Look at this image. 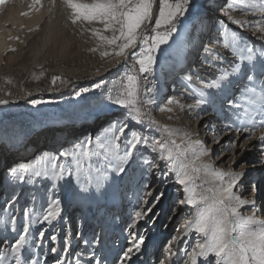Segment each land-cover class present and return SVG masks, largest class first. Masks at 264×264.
<instances>
[{"label":"snow or ice","instance_id":"obj_1","mask_svg":"<svg viewBox=\"0 0 264 264\" xmlns=\"http://www.w3.org/2000/svg\"><path fill=\"white\" fill-rule=\"evenodd\" d=\"M4 3L6 0H0V4ZM39 3L40 0H33L30 7ZM55 3L56 0H50L53 7ZM60 3L67 9V19L72 25L100 26L83 28L98 41L96 47L89 51L96 52L107 46L112 51H101L102 58L113 56L123 58L125 62L129 59L134 62L133 67L126 70L119 81H114L113 89L109 90V102L127 111L124 120L110 121L95 140L88 138L86 142L74 145L72 151H60L59 157H63L64 162H60L57 155L44 152L30 162L8 168L6 179L10 185L19 182L35 186L48 181L50 187L46 190L47 207L41 205L37 210V197L34 193L31 195L32 207L23 210L22 229L18 227L17 216L9 213L18 199L16 193L13 192L11 201L6 202L3 212L9 214L0 217V224L7 226L10 222L17 238L9 249L0 250V264H12V261L14 264H38L37 261L23 259L22 250L30 245L29 233L33 225H52L61 217L64 202L61 196L69 202L103 196L109 187L119 184L138 161L148 166V174L156 170L159 183L153 185L146 178L142 180L138 210L131 216L130 229H135L140 221L155 222L157 214L154 209L166 195L159 189L171 173L174 183L181 186L184 193L178 201L179 206H188L193 210L177 231L183 236L195 233L197 237L191 251H185L187 259L183 264H199L201 260L206 264H264V219L258 215V211L264 209L257 208L255 195L258 184L250 182L253 198L247 199L240 194L245 190L242 181L248 175L246 165L253 163L238 159L248 151L247 144H238L239 136L228 141L225 151L232 155L226 161L227 170H224L210 158L212 145L221 143V137L215 134L214 128L209 129L213 132L209 143L199 138L198 132L193 138L185 129L157 125L161 135L158 139L152 137L150 141L149 137L136 130H127L125 123V120L140 125L146 121L149 125L156 123L148 120L150 106L155 102L151 95L154 89L142 90L140 79L145 73L152 74L153 66L158 62L157 52L163 55L165 49L161 46L168 45L173 35L179 34L178 25L195 7V0H159L158 14L155 15V0H60ZM221 11L227 22H218L223 39L220 46L231 57L229 67L218 70L209 80H198V87L191 83L189 75L181 77L188 82L194 103L185 105L169 98L168 105L174 104L181 111L188 109L197 120L208 115L224 116L226 127L233 128L236 133L247 132L248 141L258 139L264 145V44L257 48L229 27L232 24L239 29H248L256 39L264 41V0H228ZM233 13H239L242 18ZM249 16L258 18L250 20L247 19ZM203 52L221 61L227 58L210 50L207 44L203 45ZM57 80L67 83L61 77L52 78L53 83ZM102 83L93 87L100 88ZM87 91L88 88H82L75 95L79 97ZM3 103L6 101H0V104ZM32 103L35 105L40 101ZM161 110L173 111L171 107ZM231 121L237 122L238 126ZM203 127L208 129L209 125L205 123ZM257 130L261 133L259 136H256ZM122 137L125 144L123 150L119 143ZM176 137L181 138L180 143H177ZM93 145L94 148L91 147ZM139 145L157 153L158 161L164 163L167 171L161 172L156 160L139 157L136 154ZM204 157L209 159L203 160ZM254 163L264 171V147ZM234 166L240 170H235ZM62 184L68 187H60ZM44 235L43 231L39 233L41 238ZM129 235L131 246L123 253L122 261L130 260L133 251L139 252L145 242L143 234L130 232ZM50 238L57 240L56 235ZM177 239L174 238L172 243H176ZM99 242L100 237L97 236L95 243ZM69 244L70 241L65 239L63 252H68ZM51 252L55 254L57 249L52 248ZM166 252L169 259L176 255L171 245ZM55 264H65V257L59 256Z\"/></svg>","mask_w":264,"mask_h":264},{"label":"rangeland","instance_id":"obj_2","mask_svg":"<svg viewBox=\"0 0 264 264\" xmlns=\"http://www.w3.org/2000/svg\"><path fill=\"white\" fill-rule=\"evenodd\" d=\"M207 2V0H195V7L186 18H182L181 24L178 25L179 31L186 33V45L184 49L181 48L184 57L183 62L174 68H169L164 63L167 59H171L170 51L176 36L174 34L168 45L161 46L165 49L164 54L161 55L159 51L157 52L158 62L153 66L152 74L145 73L144 77L146 79L144 77L140 79L142 90L144 88L154 89L151 95L155 102L150 106L148 120L156 123L149 125L146 121L145 124L140 125L131 120H125L128 125L127 130L129 128L130 130H136L141 135L149 137L150 141L152 137L157 139L160 137L161 133L157 125L165 126V124L159 118L158 110L161 109L162 102L165 99L168 101L169 98H172L170 91L174 80L181 79L180 76L185 72L186 75L188 73L189 76L193 75L190 69L195 67V63L199 60L198 54L203 52L201 49H203L204 43H207L208 40L206 41V39L213 36V33L220 32L215 29L218 22L222 20L218 14L221 13V9L227 4L228 0L211 1L209 4L210 10L207 9ZM46 3L47 0H40L39 4L30 7V5H33V0H6V3L0 4V20H3L6 9L13 5L23 7L20 8L22 9L21 15L27 13V15H23L26 19L33 13L38 12L40 7ZM154 8V15L158 14L159 0H155ZM235 14L240 15L239 13ZM94 26L100 27L99 25ZM41 27L42 23L30 26L27 29L29 36L19 37L23 43L21 45L23 53L17 54V48H12L10 50L11 59L0 65V96L13 99L26 94L31 95V98L21 101L18 105L0 104V135L5 134L0 136V217L9 213L17 216L18 227L21 229L23 210L26 207H32L31 195L33 193L37 197L36 209H40L41 205L47 207L46 190L50 187V182L43 181L35 186L19 182L10 185L8 179H6L8 168L23 163L20 162L21 160L30 162L37 155H40L43 150L59 157L60 151H72L74 145L86 142L88 138L95 140L103 132L102 127L108 126L113 119L124 120V114L127 110L109 102V90L113 89V82L119 81L125 71L131 69L134 64L129 59L123 65L116 67L111 65V69L105 75L94 77V74L105 68L107 69L111 61L117 58L113 56L101 57V51H112L107 46L101 47L96 52L89 51L90 48L96 47L98 41L94 37L85 35V31H83V28H87L85 25H77V31L68 37H58L54 49H48L45 54L44 52L40 53L35 64L30 67L31 57L29 53L36 44L34 34L37 31L42 32ZM229 27L237 31L242 37L247 38L257 48L264 44V41L256 39L248 29H239L237 26ZM105 35H111V33H105ZM220 40H223L222 36ZM194 43H196L195 46ZM61 48L62 51L60 52ZM136 51H138V48ZM136 68L138 70V65ZM61 69H64V71ZM168 70L170 71L168 72ZM169 75L171 79L167 80ZM36 77L40 78L36 79ZM53 77H61L67 83L58 86L61 81L57 80L53 83ZM48 78L52 85L56 86L55 88L45 89V82ZM100 82H103L100 88L93 87L94 84ZM184 82L188 84L187 81ZM192 82L194 81L191 80ZM82 88H88L89 91L82 92L77 97L75 93ZM112 94L114 95L115 92L113 91ZM34 100L40 101V103L33 105L32 101ZM185 116H187L186 112L176 113V120L173 123L176 124L177 128L193 130L195 118L192 114L186 118ZM231 122L238 126L237 122ZM208 125L209 128L214 127L212 123H208ZM222 125V129L215 131V134L220 137L228 130L225 118ZM197 126H199V123ZM61 130L68 131L69 135H73L72 131H80L83 134L79 135V142L70 143L68 147H64V142L58 140L56 143L52 141L45 148L47 144L45 145L43 142L46 139L51 141V138H47L48 135L54 136V133L58 134L57 131ZM195 131L197 132V127ZM86 134L87 137L84 138ZM203 140L210 143L211 139L204 137ZM33 141L36 142L37 148L35 149H31L33 146L29 144ZM119 143L123 150L125 147L123 137ZM91 147L94 148V145ZM262 147L258 146L254 150L253 158H250V156H248L249 158L241 157V161L247 160L253 163L246 165L248 175L242 181L246 188L240 194L247 199L253 198L250 194V182L257 183L258 191L255 199L258 210L264 209V172L257 173L260 166L255 164L254 161L257 159V154ZM136 154L141 158L156 160L160 166L159 170L161 172L167 171L164 163L158 161L157 153L149 147L139 145ZM224 154L228 155L224 156ZM222 156H224L223 159L218 161ZM230 156L231 153L224 151V148L215 150L213 145L210 158L216 166L227 170L226 161ZM238 159L240 160V158ZM59 161L64 162V158L59 157ZM234 167L235 170H240L238 166ZM155 171L153 170L152 174H148V166L142 165L138 161L131 166L129 174L119 184L109 187L103 196L89 197L73 202H69L61 196L64 201L61 206V217L54 221L52 225L36 223L32 226L29 233L30 245L22 250V258L37 261L38 264H55L59 256L65 257V264H97V261H99V264H124L127 261L130 264H161L162 261H165L166 264H183V261L187 259L184 254L185 251H191L197 237L195 233L183 236L182 232L177 231L187 215L193 210L188 206L180 208L178 201L183 198L184 193L182 187L174 183L173 174L169 173L167 182L159 189L163 190L166 195L162 203L154 209L157 214L154 217L155 222L145 223L140 221L135 229L128 227L133 212L138 210V196L141 194L142 180L146 178L153 185L159 183ZM60 187L66 189L68 185L62 184ZM13 192L16 193L18 199L14 206L9 209V213H4L3 209L6 207V202L11 201ZM241 211L245 212L244 209H241ZM245 214L249 213L245 212ZM258 215L264 219V211H258ZM41 231L45 233L43 238L39 236ZM130 232L145 236L146 241L143 244L145 250L135 257H131L130 260L122 261L123 253L130 246ZM52 235H56L57 240H51ZM97 236L100 237L98 244L95 243ZM16 238V234L12 232L10 222L7 226L0 224V250L9 249L11 244L15 243ZM174 238L178 239L173 244L172 240ZM65 239L70 241L67 253L63 252ZM169 245H171L172 251L176 253L170 259L166 252ZM52 248H56L57 253L53 254L51 252ZM12 264H14V261H12ZM199 264H206V262L201 260Z\"/></svg>","mask_w":264,"mask_h":264},{"label":"bare ground","instance_id":"obj_3","mask_svg":"<svg viewBox=\"0 0 264 264\" xmlns=\"http://www.w3.org/2000/svg\"><path fill=\"white\" fill-rule=\"evenodd\" d=\"M207 1H208L207 2V4H208L207 9L210 10L211 7L209 4L211 3V1L215 2L216 0H207ZM20 8H23V7H20V5H13L12 7H8L6 9V11L4 12L3 20H0V65H1V63H6V60L11 59L10 58L11 57L10 56L11 55L10 50L12 48H14V47L17 48V50H18L17 54L23 53L22 47H21V45L23 43L21 42L19 37H24L25 35L29 36L27 29L30 26L36 25L37 23H42V27H41L42 32L37 31L34 34L36 37V40H34L36 44H35V46L32 45L34 48L29 53V56L31 57V63L29 64L30 67L35 64L40 53L44 52V54H45L48 51V49H54V47L56 46L58 37H68L73 32L77 31V25H72L70 23V21L67 19V9H65L63 7V5L60 3V0H56L54 7L50 4V0H47V3L43 6H41L38 12L33 13L32 15H30L29 18H26V19L23 17V15H21L22 9H20ZM233 15L237 16V18H242V17H240V15H236L235 13H233ZM218 16L220 19L227 22V19L222 14V11H221V13L218 14ZM257 18L258 17H252V16L247 17V19H250V20L251 19H257ZM85 26L86 27H95L94 25H85ZM229 26L236 27L235 25H232V24H229ZM215 29H218V26H216ZM85 35L92 37V36H90L91 34L87 31H85ZM212 35L213 36H210L209 39H206V41L208 40L206 44L209 46L210 50H212L213 52H220L222 54V56H225L227 58L224 59L223 61H221L220 59H216L213 55H209V54H205L204 52H200L198 54L199 60L197 61V63H195V67L190 69V71L193 72V75L190 76L191 80L194 81L192 83H193V85H195L197 87L199 86L198 80H209L218 72V70L229 67V62L231 60V57L220 46L223 42V40H220L221 39L220 32H215ZM185 39H186V33L185 32L179 31V34H176L174 41H173V44H172L173 45L172 50L170 51L171 59H167L164 62V63H166L167 66H169V68H174L177 65L181 64V62H183L184 57H183V53H182L181 48L184 49V47L186 45ZM195 45H196V43H194V46ZM201 50H203V49H201ZM61 51H62V48L60 49V52ZM192 51H193V49H192ZM12 53H14V52H12ZM124 63H126V62L124 61L123 58L114 59L113 61H111V63L109 64V67L107 69L105 68L102 71L97 72L93 76L94 77H101L102 75H105V73L107 71L109 72V70L111 69V65L116 67L118 65H123ZM183 66H185V65H183ZM61 70L64 71V69H61ZM169 71L170 70H168V72ZM69 73H70V71H69ZM185 75H186V72L183 73L180 77L185 76ZM188 75H189V73H188ZM165 77H166V75H165ZM169 78L171 79L170 75L168 76L167 80ZM170 93L172 94V98L174 100H179L181 104L187 105L188 102H189V104L194 103V100L192 99L191 88H189L188 84H186L182 79L178 80V78H177L174 80ZM29 98H31V95H29V94L22 95V96H19L17 98H13V99L12 98L10 99V98H7V97L1 95L0 101H6V103H8V104L18 105L21 101L29 99ZM165 101H166V99L162 102L163 104H162L161 109H166L168 107H171L173 109V111L168 112V111H162L160 109V110H158L159 111V118L168 127L177 128L176 124L173 123V121L176 120L175 119L176 113L179 112V114L180 113L182 114L183 112H186L187 113V116H185V118H186V117L190 116V114L188 113L189 110L185 109L184 111H181L180 108L177 107L176 105H174V104L168 105V101H166V102ZM224 118H225L224 116L208 115V116H205L203 119H200L201 121L195 119V121L193 123L194 124L193 130L192 129L189 130L187 128H184V129L189 131L191 134H193L192 135L193 138H196V133L198 132L199 138L204 139V137H205L206 139H211L212 131H209V129L214 128L215 131L222 129L223 128L222 122H223ZM198 123H199V126H197ZM205 123H207V124L212 123V124H214V127L206 129L205 127H203V125ZM106 127H107V125L102 127V129H105ZM196 127H197V132L195 131ZM227 129L228 130L221 137V143L218 145H214L215 150L219 149V148L222 150L224 148V151H225L227 143L230 140L229 137L236 139L237 136H239L238 144H240V145L247 144V147H248V151H245L243 156H241V157L250 156V158H253L252 156H254V154H255L254 150L256 148H258V146L264 147V145L260 144L258 139L248 141L247 140V137H248L247 132L236 133L235 131H233L234 130L233 128L227 127ZM129 130H130V128H129ZM57 133L58 134L54 133V136L48 135L47 138H51V141H48V139H46L43 142V143H45V145L47 144L45 146V148L47 146H49V143H51L52 141H54L56 143V141H58V140H61L64 142V147H68L70 143L77 142L79 140V135L83 134V132H80V131H77V132L72 131L73 135H69L70 133L68 131H65V130H61L59 132L57 131ZM86 133H87V131H86ZM208 134H210V135H208ZM260 134H261L260 131L257 130L256 136H259ZM3 135H5V134H1L0 136H3ZM84 136L83 137L86 138L87 134ZM245 136H247V137H245ZM176 140H177V143H180L181 138L176 137ZM35 143H36L35 141L29 143V144H31V146H33V147H31V149L37 148ZM212 149H213V145H212ZM44 152H48V151L43 150L42 153H44ZM222 153H223V151H222ZM225 155H228V154H224V156ZM231 155H232V153H231ZM224 156L220 157L218 161H221ZM241 157H239L240 160L242 159ZM30 158H32V157H30ZM207 159H208V157L203 158V160H207ZM20 162L27 163V162H24L23 160H21ZM198 163H200V161H198ZM263 172L264 171H262L261 169H259L257 171V173H263ZM244 188H246V187H244ZM180 208H181V206H180ZM144 250H145L144 246L141 245L140 251L136 252L134 250L133 253L131 254V257H135L136 255H138L140 252H142ZM124 264H130V263L127 261Z\"/></svg>","mask_w":264,"mask_h":264},{"label":"trees","instance_id":"obj_4","mask_svg":"<svg viewBox=\"0 0 264 264\" xmlns=\"http://www.w3.org/2000/svg\"><path fill=\"white\" fill-rule=\"evenodd\" d=\"M63 83H58V86H61ZM56 86L52 85L50 82L49 78L45 82V89H52L55 88Z\"/></svg>","mask_w":264,"mask_h":264}]
</instances>
